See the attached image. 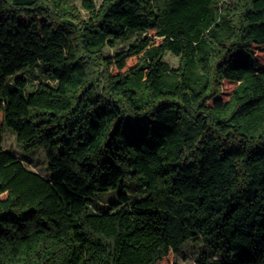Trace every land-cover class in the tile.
<instances>
[{
	"label": "trees",
	"instance_id": "trees-1",
	"mask_svg": "<svg viewBox=\"0 0 264 264\" xmlns=\"http://www.w3.org/2000/svg\"><path fill=\"white\" fill-rule=\"evenodd\" d=\"M82 6L0 0V264H180L190 241L197 264H264V0ZM38 67L54 83L11 80Z\"/></svg>",
	"mask_w": 264,
	"mask_h": 264
},
{
	"label": "rangeland",
	"instance_id": "rangeland-1",
	"mask_svg": "<svg viewBox=\"0 0 264 264\" xmlns=\"http://www.w3.org/2000/svg\"><path fill=\"white\" fill-rule=\"evenodd\" d=\"M100 3L101 0H96ZM83 0H73V3L77 5L84 13L85 9L82 6ZM24 22H29V18L22 16ZM137 35L133 34L129 38L122 41H118L116 47L107 49V53H116L123 48L128 47L136 39ZM165 60L173 67L179 65V56L168 52L165 56ZM16 77H24L28 80L27 91L34 90L40 82L54 83L50 79L46 78L41 72V67L35 68L30 71H21L17 75L11 77L14 80ZM4 147L14 153L19 159H21L25 165L34 171H37L49 178L51 171L48 168L47 153L44 148H38L32 151L24 150L16 139V134L10 130L6 129ZM122 191V187L118 186L107 192H97L91 199L90 204L96 211H104L108 208L111 203L118 201V195ZM127 191L130 195V201L133 202L140 199L146 195L145 191H142L139 184V179L135 178L128 183ZM208 252L211 254V250L207 248L203 243L197 242H187L182 249L175 254L173 257V262H178L180 264H197L202 259V254Z\"/></svg>",
	"mask_w": 264,
	"mask_h": 264
},
{
	"label": "water",
	"instance_id": "water-1",
	"mask_svg": "<svg viewBox=\"0 0 264 264\" xmlns=\"http://www.w3.org/2000/svg\"><path fill=\"white\" fill-rule=\"evenodd\" d=\"M68 21V20H67ZM69 22V21H68Z\"/></svg>",
	"mask_w": 264,
	"mask_h": 264
}]
</instances>
